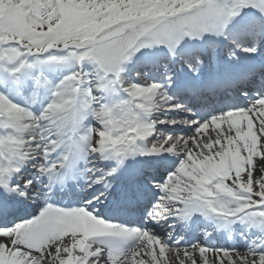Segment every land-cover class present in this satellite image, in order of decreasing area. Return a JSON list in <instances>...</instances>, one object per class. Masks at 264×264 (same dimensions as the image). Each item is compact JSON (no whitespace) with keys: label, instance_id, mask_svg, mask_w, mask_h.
<instances>
[{"label":"snow or ice","instance_id":"obj_1","mask_svg":"<svg viewBox=\"0 0 264 264\" xmlns=\"http://www.w3.org/2000/svg\"><path fill=\"white\" fill-rule=\"evenodd\" d=\"M0 264H264V0H0Z\"/></svg>","mask_w":264,"mask_h":264},{"label":"bare ground","instance_id":"obj_2","mask_svg":"<svg viewBox=\"0 0 264 264\" xmlns=\"http://www.w3.org/2000/svg\"><path fill=\"white\" fill-rule=\"evenodd\" d=\"M176 127H180L179 125H177ZM142 216V218H143V214L141 215ZM165 221H162L161 223H164ZM208 223H211V221H207ZM151 224H152V222H150ZM152 226L154 227V228H156V231L157 232H162V234H167V232H165V229L164 228H161V227H159V226H157V225H153L152 224Z\"/></svg>","mask_w":264,"mask_h":264}]
</instances>
